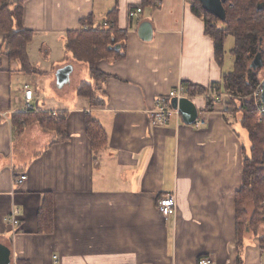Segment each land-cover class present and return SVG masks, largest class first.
Segmentation results:
<instances>
[{
	"label": "crops",
	"instance_id": "crops-1",
	"mask_svg": "<svg viewBox=\"0 0 264 264\" xmlns=\"http://www.w3.org/2000/svg\"><path fill=\"white\" fill-rule=\"evenodd\" d=\"M192 6V0H26L33 75L3 54L0 33V245L11 252L10 264H198L202 257L264 264L256 236L238 247L236 195L250 147L241 113L223 112L204 97L233 72L234 46L229 62L226 48L218 62ZM137 9L142 13L130 19ZM84 20L102 29L114 22L121 44L98 63L100 81L66 57V34ZM145 27L149 40L140 35ZM84 85L91 95H79ZM180 85L196 97L206 127L187 126L181 117L153 127L156 101ZM25 90L34 95L32 112L67 115L63 137L25 111ZM89 119L107 135L96 151ZM169 194L177 212L165 218L158 201ZM15 209L21 222L14 229L7 218Z\"/></svg>",
	"mask_w": 264,
	"mask_h": 264
},
{
	"label": "trees",
	"instance_id": "trees-1",
	"mask_svg": "<svg viewBox=\"0 0 264 264\" xmlns=\"http://www.w3.org/2000/svg\"><path fill=\"white\" fill-rule=\"evenodd\" d=\"M25 1L19 0L13 9V5L8 4L7 0H0V33L5 35L2 52L10 62L20 65L22 73L33 75L38 73V70L31 64L28 46L33 40L34 32L23 25ZM147 1L143 0V4ZM192 5L193 13L204 18L205 33L212 38L216 58L221 64L225 57L227 36H234L235 45L231 50L235 60L234 70L223 76L222 86L234 97L246 98L240 102V107L236 103L234 107L241 113V125L247 132L250 142L249 156L246 155L243 163L242 187L236 195L238 247L241 248L244 239L251 235L259 239L262 248L264 246V207L261 206L264 202V122L259 121L255 105L249 101V97L259 85V74L264 69L263 67L255 71L251 68L252 62L261 50V41L264 42V0H226L223 21L206 12L199 0H192ZM262 5L263 9L259 10V6ZM220 24H223L225 29H221ZM108 25L107 29L94 28L89 20H84L80 30L66 34V57L72 56L74 61L87 65L96 81L103 78L97 67L98 63L106 61L108 56L116 53L110 50V47L119 44L114 22ZM90 88L87 85L82 86L78 91L79 95L88 96ZM89 98L94 99L91 96ZM212 108V103H209L207 110L212 111ZM36 117L42 124L57 128L58 134L63 137L66 114H44ZM86 133L94 151L105 146L107 135L98 123L89 119L86 123ZM249 203L254 204L251 213H248Z\"/></svg>",
	"mask_w": 264,
	"mask_h": 264
},
{
	"label": "built area",
	"instance_id": "built-area-1",
	"mask_svg": "<svg viewBox=\"0 0 264 264\" xmlns=\"http://www.w3.org/2000/svg\"><path fill=\"white\" fill-rule=\"evenodd\" d=\"M142 13V9H137L130 12V19H136ZM109 27L108 23L103 24V28L107 29ZM256 91H254L249 99H254V105L257 110L258 119L261 123L264 122V104L262 102V82L258 85ZM205 95V94H204ZM231 96L229 92H226L222 85H213L209 88L208 92L204 96L206 99H211L214 102V106L220 107L223 112L229 113V103L230 99H226ZM195 96L192 95L191 90H189L186 86L180 85L173 91H171L167 96L158 98L155 103L154 108L150 111L151 123L153 127L166 126L169 122L174 118H180V113L178 110H174L171 103L174 99L177 101L188 99L194 102ZM233 98V97H232ZM34 99V95L32 91H26L25 101H26V112L33 110L32 101ZM235 103L240 107V100H246L245 97H236ZM226 100L228 105L226 104ZM194 126L198 129L206 127V120L203 118L202 114L198 115V119L195 122ZM264 177V176H263ZM26 177H22L19 180H16L17 183L22 184ZM158 211L159 213L165 217L170 218L176 216L177 212V200L174 194H169L163 196L158 201ZM21 214L19 209H15L10 216L7 218V222L15 229L20 227L21 222ZM262 252L264 256V246L262 247ZM198 264H214L213 259L211 257H202L198 261Z\"/></svg>",
	"mask_w": 264,
	"mask_h": 264
},
{
	"label": "water",
	"instance_id": "water-1",
	"mask_svg": "<svg viewBox=\"0 0 264 264\" xmlns=\"http://www.w3.org/2000/svg\"><path fill=\"white\" fill-rule=\"evenodd\" d=\"M203 9L217 17L220 21H223L225 19V9H224V3L226 0H199ZM263 9L262 7L259 6V10ZM148 24H145V26ZM141 30V29H140ZM151 33V32H150ZM141 37L144 40H149L150 39V34L148 31V27H145V29L141 32ZM264 42L261 41V50L257 54L256 58L251 64V68L253 70H258L262 69L264 67V60H263V54H264ZM121 49V44L115 45L114 47H110V50H114L116 52L120 51ZM262 102L264 104V80L262 81ZM172 106L174 110H178L180 113V116L182 118V121L185 125L187 126H192L195 124V122L198 119V109L196 105L188 100V99H183L180 101H177L174 99L172 101ZM12 255L11 252L4 246L0 245V264H10V259Z\"/></svg>",
	"mask_w": 264,
	"mask_h": 264
},
{
	"label": "rangeland",
	"instance_id": "rangeland-1",
	"mask_svg": "<svg viewBox=\"0 0 264 264\" xmlns=\"http://www.w3.org/2000/svg\"><path fill=\"white\" fill-rule=\"evenodd\" d=\"M8 1V4H10V5H13L12 6V8L13 9H15V3L16 2H18L19 0H7ZM221 29L223 28V29H225L224 28V26H223V24H220V26H219ZM225 48H226V51L228 52V54H227V56H228V58H227V61L229 62V51L233 48V46H234V36L233 35H228L227 36V39H226V41H225ZM74 62H76V63H78L77 61H74ZM264 80V69L261 71V73L259 74V85H260V83L262 82ZM257 87H259V86H257ZM257 87L254 89V91H256V89H257ZM26 91H31V90H25V96H26ZM253 91V92H254ZM231 96H229V97H227L226 99H230V103H229V106H230V109H229V113H232V112H234V113H237V111H236V109H235V107H234V104H235V98L236 97H234L232 94H230ZM233 97V98H232ZM249 101L251 102H253L254 103V99L252 98V99H249ZM240 102H242V100H240ZM226 104L228 105V102H227V100H226ZM236 105V104H235ZM238 106V105H237ZM239 107V106H238ZM28 113H31L32 115H31V118L33 119V120H38V117H36V116H38L39 114L37 113V112H31V111H27ZM239 112V111H238ZM247 142L248 141H246L245 140V144L247 145ZM245 145V147H247ZM249 150H250V147H247V152H248V156H249ZM261 206L262 207H264V202L261 204ZM248 213H251L252 212V210L254 209V204H252V203H249L248 204Z\"/></svg>",
	"mask_w": 264,
	"mask_h": 264
}]
</instances>
